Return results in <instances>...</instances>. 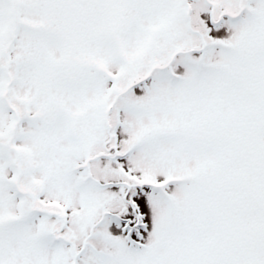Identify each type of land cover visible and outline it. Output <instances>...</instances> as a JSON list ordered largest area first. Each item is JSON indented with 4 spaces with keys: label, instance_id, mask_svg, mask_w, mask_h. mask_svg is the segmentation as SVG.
<instances>
[{
    "label": "snow or ice",
    "instance_id": "obj_1",
    "mask_svg": "<svg viewBox=\"0 0 264 264\" xmlns=\"http://www.w3.org/2000/svg\"><path fill=\"white\" fill-rule=\"evenodd\" d=\"M0 264H264V0H0Z\"/></svg>",
    "mask_w": 264,
    "mask_h": 264
}]
</instances>
